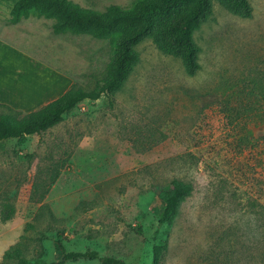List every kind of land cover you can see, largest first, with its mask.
I'll return each instance as SVG.
<instances>
[{
	"label": "rangeland",
	"instance_id": "1",
	"mask_svg": "<svg viewBox=\"0 0 264 264\" xmlns=\"http://www.w3.org/2000/svg\"><path fill=\"white\" fill-rule=\"evenodd\" d=\"M0 0V114L22 119L72 88L90 90L111 59L107 39L55 33ZM100 12L135 0H72ZM244 17L214 1L194 32L200 69L151 38L123 88L84 100L26 142L0 143V262L264 264V0ZM173 180L193 190L159 224ZM18 264L17 259L5 260Z\"/></svg>",
	"mask_w": 264,
	"mask_h": 264
},
{
	"label": "trees",
	"instance_id": "2",
	"mask_svg": "<svg viewBox=\"0 0 264 264\" xmlns=\"http://www.w3.org/2000/svg\"><path fill=\"white\" fill-rule=\"evenodd\" d=\"M214 1L244 17H251L253 7L249 0H135L130 6L110 5L105 11L85 8L72 0H15L11 9L13 20L36 14L53 20L55 33L87 34L107 39L111 45V59L103 80L94 88H72L45 105L42 109L22 119L10 114H0V143L18 139L24 143L29 135L42 133L59 124L67 112L84 100H98L102 95L120 91L139 60L136 46L151 38L163 52L180 57L189 75L200 69V47L194 32L211 16ZM193 185L173 180L162 194L163 207L159 224L171 225L179 212L181 202L191 194ZM162 248L154 247V264H158ZM93 251L65 252L58 261L64 264L80 258H97ZM17 259L18 264H29L19 248L6 251L5 260ZM101 264H124L113 257H103Z\"/></svg>",
	"mask_w": 264,
	"mask_h": 264
}]
</instances>
